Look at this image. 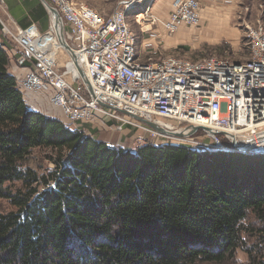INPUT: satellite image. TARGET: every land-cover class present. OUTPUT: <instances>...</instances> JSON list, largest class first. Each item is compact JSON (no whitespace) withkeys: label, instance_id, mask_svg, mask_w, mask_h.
Returning a JSON list of instances; mask_svg holds the SVG:
<instances>
[{"label":"trees","instance_id":"16d2710c","mask_svg":"<svg viewBox=\"0 0 264 264\" xmlns=\"http://www.w3.org/2000/svg\"><path fill=\"white\" fill-rule=\"evenodd\" d=\"M9 50L0 43V264H222L238 250L264 264L263 152L85 136L28 107ZM41 150L52 166L33 163Z\"/></svg>","mask_w":264,"mask_h":264},{"label":"built area","instance_id":"2783aa9c","mask_svg":"<svg viewBox=\"0 0 264 264\" xmlns=\"http://www.w3.org/2000/svg\"><path fill=\"white\" fill-rule=\"evenodd\" d=\"M145 1L124 0L116 11L103 15L75 0H47L51 25L36 36L25 29L13 31L0 18L4 33L20 51L16 52L19 66L27 70L18 80L23 95L45 96L71 124L116 119L159 136L128 115L132 114L173 131L194 125L223 132L225 135H209L215 148L228 150L224 143L232 144V137L251 140L246 145L252 149L262 147L264 23L247 26L251 53L244 61L161 57L155 30L146 32L142 58L127 15ZM202 8V0H173L166 18H160L153 5H148L135 13L134 21L140 27L160 25L171 35L182 26H200ZM58 49L68 56L65 64L57 60ZM69 50L82 65L92 93ZM194 137L175 139L197 148L210 147Z\"/></svg>","mask_w":264,"mask_h":264},{"label":"rangeland","instance_id":"374dc122","mask_svg":"<svg viewBox=\"0 0 264 264\" xmlns=\"http://www.w3.org/2000/svg\"><path fill=\"white\" fill-rule=\"evenodd\" d=\"M77 2L86 3L89 6L95 8L103 15H109L119 8L120 2L124 0H75ZM168 4V5H167ZM172 4V3H171ZM153 5L154 13L160 18H166L160 14L163 9H169L168 0H146L143 4H140L135 10L128 12V21L134 34L137 36V46L142 58L145 56L143 43L147 37L146 32L155 30L159 33L160 40V52L159 56H178L185 59L198 60L209 57L228 58L232 61H244L246 60L251 51L246 38V29L248 25H254L258 22L264 23V0H202V20L201 25L198 27L183 26L188 29L187 39L185 42L188 45H184V51L180 50V47L172 45L167 49L166 42L170 36L160 25L146 24L144 27H140L134 21L135 13L143 11L146 6ZM171 7V6H170ZM204 14V15H203ZM169 15V14H168ZM0 18L5 22L7 27L12 29L10 23L5 20V17L0 11ZM3 29V28H2ZM14 31V29H12ZM4 32V29H3ZM4 34V33H3ZM7 37V36H6ZM10 38V36H9ZM8 40L10 47L9 56L10 59L16 60V52H20L13 41ZM167 39V40H166ZM174 44V43H173ZM181 51V52H179ZM66 54V53H65ZM65 56V55H64ZM63 56V57H64ZM16 65L19 66L16 60ZM11 69V66H10ZM19 84V81H18ZM24 96V95H23ZM37 97L35 100L33 97ZM24 99L31 109L39 111L46 116L57 118L63 123L68 124L73 129H79L84 132L85 136L94 137L100 141L106 142L110 146L117 148H123L126 150H136L138 146L149 142L155 145L163 144H187L180 142L175 137L153 135L146 129L135 127L132 124L125 123L116 119H96L94 121H86L84 123L71 124L67 116L58 108L53 107L48 98L43 95L25 93ZM44 103V104H43ZM173 122V121H170ZM175 124V122H173ZM262 135L261 137H263ZM197 142H201L210 146L208 148H215L214 139L208 134L200 131L198 135L194 137ZM220 139L223 141L224 138ZM258 140V137H257ZM225 141V140H224ZM239 144H247L251 140L238 139ZM259 142H261L259 140ZM257 142V143H259ZM228 151L231 152H263L264 145L259 148L252 149L234 148L229 142L224 143ZM191 146V145H190ZM216 149V148H215ZM49 152L47 150H41L35 154L33 163L43 164L45 166H52V163L46 159ZM10 207L9 202L0 198V211L5 212ZM249 261L247 253L243 250H238L235 258L227 260L222 264H247ZM200 264H216L210 262H203Z\"/></svg>","mask_w":264,"mask_h":264},{"label":"crops","instance_id":"0c3cea01","mask_svg":"<svg viewBox=\"0 0 264 264\" xmlns=\"http://www.w3.org/2000/svg\"><path fill=\"white\" fill-rule=\"evenodd\" d=\"M47 3V0H45ZM44 0H0V11L5 17V20L11 24L14 29H25L32 35H41L47 32L50 28V17L47 13L46 4ZM173 0H168L169 9L171 10V3ZM168 5V4H167ZM170 10L161 9L160 14L164 17L168 16ZM204 15V14H203ZM188 29L180 27L175 35L170 36L166 42V48L175 45L176 48L188 45L185 40L187 39ZM0 24V43H8L6 39L9 35L5 32ZM7 36V37H6ZM167 40V39H166ZM174 43V44H173ZM184 51V49H180ZM181 52V51H179ZM11 72L16 76L17 80L23 78L27 72L26 67L16 65V60H11ZM35 100L37 97H33ZM44 104V103H43Z\"/></svg>","mask_w":264,"mask_h":264},{"label":"water","instance_id":"95a60500","mask_svg":"<svg viewBox=\"0 0 264 264\" xmlns=\"http://www.w3.org/2000/svg\"><path fill=\"white\" fill-rule=\"evenodd\" d=\"M45 4H46V1H45ZM53 11H54L55 15L58 16L57 12L55 10H53ZM60 38H62V40H63L62 36H60ZM69 53L72 55V57L74 58L75 62L78 65L81 78L83 79V81L85 82L86 86L89 88V90L92 93L91 84L89 82V79L87 78V75H86L83 67L78 63L77 58L74 56V54L72 53L71 50H69ZM128 115L130 117H132L133 119H135L136 121H139V122L147 125L148 127L152 128L157 133H159V134H161L163 136L175 137V138H188V137H191V136L195 135L197 132H199V130H202L206 134L212 135V136H216V135H219V134L225 135L223 132L212 130V129L207 128V127H200V126H194V125H189V126L184 127L183 129L174 130L173 131V130H169V129L165 128L159 122L150 121V120H147V119H144L142 117H139V116H136V115H132V114H128ZM232 146L234 148H245V149H248L250 147L249 145H245V144L241 145V144H239L238 141L234 137H232Z\"/></svg>","mask_w":264,"mask_h":264},{"label":"bare ground","instance_id":"6f19581e","mask_svg":"<svg viewBox=\"0 0 264 264\" xmlns=\"http://www.w3.org/2000/svg\"><path fill=\"white\" fill-rule=\"evenodd\" d=\"M57 54V60L60 64H65L66 61L68 60L67 54H65V51L63 52L61 49H58L56 51ZM65 55V56H64ZM64 56V57H63ZM82 66V65H81Z\"/></svg>","mask_w":264,"mask_h":264}]
</instances>
